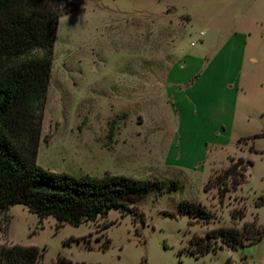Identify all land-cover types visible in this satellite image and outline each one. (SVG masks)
<instances>
[{"label": "rangeland", "instance_id": "rangeland-1", "mask_svg": "<svg viewBox=\"0 0 264 264\" xmlns=\"http://www.w3.org/2000/svg\"><path fill=\"white\" fill-rule=\"evenodd\" d=\"M63 1L78 8L60 17L38 163L76 176L160 178L167 186L136 200L145 222L111 210L75 226L15 204L0 210V244L37 245L45 263L63 255L99 264H264V236L235 247L212 238L214 249L199 257L190 245L194 234L219 227L243 228L254 219L264 226V206L255 204L264 200V134L256 136L264 131V47L250 40L258 62L244 69L255 116L234 122L201 97L199 84L187 103L167 98L179 99L180 82L170 58L150 52L169 50L179 36L183 51L213 53L221 31L235 27L254 38L263 32L264 0ZM159 22L165 27H153ZM240 157L246 179L223 196L218 184ZM247 158L254 164L246 167ZM174 180L180 186L173 191ZM183 199L204 205L210 222L182 212ZM244 208V218L232 217Z\"/></svg>", "mask_w": 264, "mask_h": 264}, {"label": "trees", "instance_id": "trees-1", "mask_svg": "<svg viewBox=\"0 0 264 264\" xmlns=\"http://www.w3.org/2000/svg\"><path fill=\"white\" fill-rule=\"evenodd\" d=\"M77 8V3L64 4L63 0H0V210L21 203L40 217L53 214L60 222L75 226L119 210L145 222L144 212L137 215L136 200L152 190L163 191L165 180L139 179L110 171L103 176H76L48 170L38 163L60 17ZM263 134L264 131L256 136ZM242 161L240 157L233 163L219 182L223 196L230 186L237 189L245 181L246 174L239 168ZM250 164L254 160L245 159V166ZM179 186L174 180L170 188L174 191ZM255 204L264 206V200L260 197ZM180 207L190 216L198 214L206 223L212 218L204 205L194 201L183 199ZM245 216V208L232 212L235 219ZM263 236L264 226L257 219L246 222L243 228L219 227L206 236L194 234L191 253L199 257L214 249L212 238H221L235 247ZM43 257L37 245L0 244V264H99L63 255L45 263Z\"/></svg>", "mask_w": 264, "mask_h": 264}, {"label": "crops", "instance_id": "crops-1", "mask_svg": "<svg viewBox=\"0 0 264 264\" xmlns=\"http://www.w3.org/2000/svg\"><path fill=\"white\" fill-rule=\"evenodd\" d=\"M171 10V8L167 9L166 13ZM160 20L165 21L164 18ZM156 24L153 27L159 25L165 27L164 22ZM262 31H260V34L254 35L256 36L254 38L251 37L253 32L248 29L235 27L226 32L221 31V36L219 34L216 38L219 44L213 53L204 54L202 52L195 55L185 52L179 45L181 41L179 36L176 40L167 43L169 50H163V53L150 51L157 58H170L171 62L169 63L173 79L180 82V84L175 86L177 88L174 87L175 90L179 89L181 91L179 99L173 95L167 96V98L171 97V100H179L182 104L187 103L189 101L188 97L190 99L193 97L196 84H199V87L203 88L204 91L201 97L213 100L215 108L220 109L222 118L229 121L233 120L234 122L240 116L244 118L255 116V112L252 110L249 89L247 83H245L244 69L248 64H256L258 62V58L251 55V53H255L256 49H252L250 40L255 39L258 41L259 46L263 48L264 26ZM141 35H144V33H141ZM201 35H204V31L201 32ZM191 44L195 46V44ZM199 48L202 49V47ZM233 53L237 55L233 56ZM230 57L232 58L231 60L229 59ZM234 57L237 58L234 59ZM228 60L231 63L229 69ZM175 69H177V72H174ZM210 81L213 87H209ZM203 83H205V86H203ZM258 116L263 118L264 110H258Z\"/></svg>", "mask_w": 264, "mask_h": 264}]
</instances>
